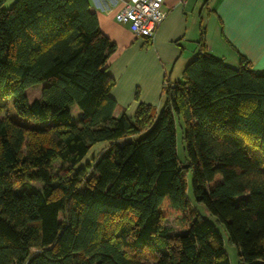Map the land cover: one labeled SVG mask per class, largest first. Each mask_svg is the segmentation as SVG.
<instances>
[{
	"label": "trees",
	"instance_id": "16d2710c",
	"mask_svg": "<svg viewBox=\"0 0 264 264\" xmlns=\"http://www.w3.org/2000/svg\"><path fill=\"white\" fill-rule=\"evenodd\" d=\"M115 47L88 0H0V264H230L219 226L264 264V69L203 49L159 108L114 117Z\"/></svg>",
	"mask_w": 264,
	"mask_h": 264
},
{
	"label": "crops",
	"instance_id": "0c3cea01",
	"mask_svg": "<svg viewBox=\"0 0 264 264\" xmlns=\"http://www.w3.org/2000/svg\"><path fill=\"white\" fill-rule=\"evenodd\" d=\"M88 1L100 30L116 46L106 62L115 81L114 117H132L139 103L159 108L165 80L180 81L203 49L231 67L243 55L253 70L264 69V0H164V18L150 40L114 19L124 0Z\"/></svg>",
	"mask_w": 264,
	"mask_h": 264
},
{
	"label": "rangeland",
	"instance_id": "374dc122",
	"mask_svg": "<svg viewBox=\"0 0 264 264\" xmlns=\"http://www.w3.org/2000/svg\"><path fill=\"white\" fill-rule=\"evenodd\" d=\"M39 87L38 85L30 87L29 89L26 90V94L28 96L29 101H33L34 99L39 98L40 92H39ZM9 107V104H8ZM2 117V115H1ZM176 151H177V156L180 160V162H183L185 159L184 156V140H183V133H184V123L181 119H176ZM106 143L105 142H100L94 144L88 151V153L85 155V157L82 159V161L79 163L81 166H85L87 163L92 162V159L96 157L103 149L105 148ZM58 167V163L54 162L53 167H52V173L53 176L55 175L56 169ZM187 180V190L186 194L191 201L192 206L197 210L198 214L202 218H206L212 222H215V217L211 215L204 204L198 203L194 200L193 194H192V187H191V174L190 172L186 176ZM34 186L38 187V183H32ZM165 225L171 230L172 233L177 232L178 228L175 225L173 221L172 216H168L165 220ZM220 231L223 236L224 240V249L226 251V254L228 256L230 264H238V256H237V249L233 243L227 240L228 236L225 233V231L222 229L221 226H219Z\"/></svg>",
	"mask_w": 264,
	"mask_h": 264
},
{
	"label": "built area",
	"instance_id": "2783aa9c",
	"mask_svg": "<svg viewBox=\"0 0 264 264\" xmlns=\"http://www.w3.org/2000/svg\"><path fill=\"white\" fill-rule=\"evenodd\" d=\"M163 3L164 0H124L114 19L128 24L136 36L150 40L164 18Z\"/></svg>",
	"mask_w": 264,
	"mask_h": 264
},
{
	"label": "water",
	"instance_id": "95a60500",
	"mask_svg": "<svg viewBox=\"0 0 264 264\" xmlns=\"http://www.w3.org/2000/svg\"><path fill=\"white\" fill-rule=\"evenodd\" d=\"M183 167L187 168V167H188V165H187V164H184V165H183Z\"/></svg>",
	"mask_w": 264,
	"mask_h": 264
}]
</instances>
